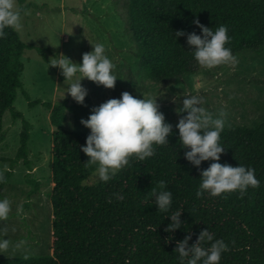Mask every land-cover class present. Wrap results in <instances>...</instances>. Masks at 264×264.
Returning <instances> with one entry per match:
<instances>
[{
  "label": "trees",
  "instance_id": "obj_1",
  "mask_svg": "<svg viewBox=\"0 0 264 264\" xmlns=\"http://www.w3.org/2000/svg\"><path fill=\"white\" fill-rule=\"evenodd\" d=\"M18 1L24 10L25 0ZM127 14L140 69L157 83L200 70L188 50L186 35L175 36L181 29L201 34L194 19L213 30L226 25L231 37L226 46L233 55L248 50L264 53V0H128ZM5 32L0 39V143L7 136L3 126L6 111L14 120L22 119V130L15 157L7 158L10 167L0 174V188L9 183L22 161L27 168L24 180L32 196L41 189L30 159L32 125L14 104L19 89L30 100L21 81L25 68L22 57L25 50L35 46L25 43L17 29ZM38 103L30 101L31 105ZM90 103L85 97L84 104ZM43 104L51 110L55 127L50 194L52 253L0 257V264H180L174 252L176 242L190 235V246L207 227L214 239H223L229 246L219 264H264V114L257 125L224 127L220 134L225 147L220 162L254 168L259 186L249 187L243 195L236 190L217 196L204 192L197 197L201 169L212 161H202L198 167L188 161L175 126L168 144L155 146L154 156L144 161L130 157L129 165L111 180L89 184L85 181L94 174L95 165L86 166L89 157L80 148L89 132L63 128L66 110L75 111L84 104ZM75 118L79 119L76 112ZM160 180L166 181V190L172 193L167 212L158 210L151 195L152 188L160 190ZM177 210L182 211L181 227L166 231L169 215Z\"/></svg>",
  "mask_w": 264,
  "mask_h": 264
},
{
  "label": "rangeland",
  "instance_id": "obj_2",
  "mask_svg": "<svg viewBox=\"0 0 264 264\" xmlns=\"http://www.w3.org/2000/svg\"><path fill=\"white\" fill-rule=\"evenodd\" d=\"M15 4L21 12L17 31L25 43L33 44L35 48L25 50L22 57L25 68L21 81L30 100L19 89L14 106L32 125L30 159L34 162V175L41 181V189L29 196L30 186L24 180L27 168L22 161L9 183L0 188V199L8 198L11 203L8 217L0 220V239L9 241L8 249L0 252V257L52 253L53 208L50 194L53 189L51 163L55 127L50 119L51 110L43 102L53 105L66 102L71 106L76 102L67 93L61 97L67 85L59 67L49 65L50 58L64 54L74 63H79L82 54L92 50V43H101L119 76L113 88L82 79L81 83L88 89L86 97L91 103L81 105L75 111L66 110L63 122L66 131L90 132L80 123L81 118L86 119L93 106L109 98H119L123 91L139 98L143 94L157 96L159 110L172 126L186 114L177 112L185 94L200 96L202 106L213 116L223 109L226 113L225 128L251 127L262 119L264 53L248 50L235 54L234 63L220 64L211 69L201 66L194 74L168 83H157L140 69L138 49L128 31V0H25L24 10L18 0ZM36 100L40 103L30 104ZM3 126L7 136L0 143V174L9 169L7 158H14L20 146L22 119L14 120L8 110ZM97 181L98 177L93 174L85 183Z\"/></svg>",
  "mask_w": 264,
  "mask_h": 264
},
{
  "label": "clouds",
  "instance_id": "obj_3",
  "mask_svg": "<svg viewBox=\"0 0 264 264\" xmlns=\"http://www.w3.org/2000/svg\"><path fill=\"white\" fill-rule=\"evenodd\" d=\"M21 12L16 7L15 0H0V39L5 35V29H19ZM193 23L201 29V34L195 31L185 33L175 32L176 38L186 35L188 50L199 66L213 68L220 64L234 63L236 57L226 45L231 40L228 27L219 25L213 30L199 19ZM92 50L82 54L81 62L74 63L62 54L50 58L49 65L59 67L67 93L79 104L85 103L88 89L81 83L83 78L97 85L113 88L119 77L115 64L105 54V46L93 44ZM156 97L142 98L123 91L119 98H109L93 106L89 116L81 118L80 123L90 129L86 143L81 145L82 151L89 157L86 166L95 165L94 174L100 181L112 179L125 166L129 165L130 157L144 161L155 154V146L168 144V135L172 132V124L165 121L164 113L159 110ZM174 100L177 97L173 98ZM202 98L198 95L182 96L178 113H186L179 117L175 127L178 129L179 142L185 158L195 166L202 161L211 160L207 168L201 169L200 184L196 196L208 192L212 196L224 192L239 190L243 195L249 188L259 186L255 169L250 166L221 163V153L225 147L220 143V134L225 126L226 113L219 110L213 116L202 106ZM3 177H0L2 180ZM159 191L151 189L154 203L161 212H167L172 204V193L166 190V181L158 182ZM11 210L8 198L0 199V220L6 219ZM181 210L170 216L171 222L166 231L178 229L182 225ZM190 235L176 242L174 252L178 253L180 264H219L222 253L228 250V244L223 239H214L207 228L200 231L197 240L189 246ZM210 242L208 247L203 244ZM9 241L0 239V252L7 250Z\"/></svg>",
  "mask_w": 264,
  "mask_h": 264
}]
</instances>
